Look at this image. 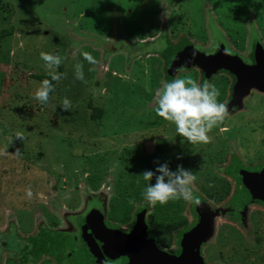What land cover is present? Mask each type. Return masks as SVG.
<instances>
[{
  "label": "rangeland",
  "instance_id": "1",
  "mask_svg": "<svg viewBox=\"0 0 264 264\" xmlns=\"http://www.w3.org/2000/svg\"><path fill=\"white\" fill-rule=\"evenodd\" d=\"M3 29L0 264H264V190L249 181L264 185V87L225 102L238 71L264 62V0H0ZM41 52L63 66L46 105L34 98ZM186 76L228 105L211 143L191 144L155 113L156 90ZM164 163L195 174L200 205L148 204L155 178L141 174ZM150 213L160 228L187 219L170 247Z\"/></svg>",
  "mask_w": 264,
  "mask_h": 264
},
{
  "label": "clouds",
  "instance_id": "2",
  "mask_svg": "<svg viewBox=\"0 0 264 264\" xmlns=\"http://www.w3.org/2000/svg\"><path fill=\"white\" fill-rule=\"evenodd\" d=\"M83 55L89 62H94L89 53L85 52ZM196 55L194 50L192 58L195 59ZM40 58L46 64L50 79H44L40 83L34 98L46 105L50 93L55 90L53 81L58 82L61 79L57 69L62 63V58L59 54L48 52H41ZM75 69L76 78L83 80V65L77 64ZM185 70L184 66H181L178 72ZM219 96L220 90L214 84L207 81L201 84L191 76L177 77L170 82H163L156 90L154 110L157 116L175 125L178 135L191 144H208L213 140L210 133L229 116L228 105L220 102ZM60 106L69 111L71 102L65 98ZM16 137L21 140L25 138L22 133H17ZM141 176L150 182L155 178V183H149L143 191L144 199L149 205L167 204L169 201L181 199L201 204L193 188L196 176L183 165H178L173 171L167 163L160 164L155 171L146 170ZM28 195L30 196L31 192Z\"/></svg>",
  "mask_w": 264,
  "mask_h": 264
},
{
  "label": "trees",
  "instance_id": "3",
  "mask_svg": "<svg viewBox=\"0 0 264 264\" xmlns=\"http://www.w3.org/2000/svg\"><path fill=\"white\" fill-rule=\"evenodd\" d=\"M9 33H10L9 29L1 30L0 31V41L2 40L4 36L8 35ZM62 70H63V66L60 65L57 71L58 73L61 74ZM33 76L41 81H43L44 79H50V77L48 76V73H39ZM55 82L56 81H53L54 86H55ZM52 93H50V96L52 95ZM100 114L101 113L93 112L91 114V117L97 118L101 116ZM148 221H149L152 233L157 237V240L159 241V243L165 247H169L171 245L173 232L177 230L178 228L185 226L187 224L186 218H180V219L169 220L166 223H164L163 228H160L158 223L155 221L153 213L149 214Z\"/></svg>",
  "mask_w": 264,
  "mask_h": 264
},
{
  "label": "flooded vegetation",
  "instance_id": "4",
  "mask_svg": "<svg viewBox=\"0 0 264 264\" xmlns=\"http://www.w3.org/2000/svg\"><path fill=\"white\" fill-rule=\"evenodd\" d=\"M230 60V59H229ZM257 62H258V58H257ZM226 63H228L227 62V60H226ZM261 64H262V61H261ZM260 68H262V70H261V72L260 73H258V70L257 69H260ZM245 71H248V70H245ZM255 73V74H254ZM264 75V62H263V64L261 65V66H258V67H256V69H254V68H252L251 69V75L250 74H248V72L246 73H244V72H239L238 71V75H239V78H238V80L235 82V83H233L232 84V86H231V90H232V96H231V98L230 97H227L226 98V100H225V102H228V103H231L232 101H234V98H233V96H234V94L236 93V94H238L239 92H241V91H244L248 86V84L249 83H253V82H258L259 84H260V86L261 87H264V77H261V75ZM242 93V92H241ZM240 93V94H241ZM262 94V93H261ZM231 101V102H230ZM258 102H259V105H261V106H263L264 104H262V102L260 101V99L258 100ZM258 105V106H259ZM258 126V128L259 129H262V128H264V126L261 124V125H257ZM263 130V129H262ZM249 181H250V189L252 190V191H259V190H264V185L262 184V183H260L258 180H256V179H249ZM247 201V200H246ZM257 206H259V208H262V207H264V204H262V203H260V202H257V204L255 205V207H257ZM256 210H258V209H256ZM252 212H254L253 210H250V212L249 213H252ZM255 213V212H254ZM257 214V213H256ZM187 225V224H186ZM185 225V226H186ZM185 226H182V227H185ZM182 227H180V228H182ZM156 239H157V237H156ZM158 241V240H157ZM158 243H159V241H158ZM172 243V242H171ZM160 244V243H159ZM161 245V244H160ZM161 246H163V245H161ZM163 247H165V246H163ZM170 247V246H169ZM167 248V247H166Z\"/></svg>",
  "mask_w": 264,
  "mask_h": 264
}]
</instances>
